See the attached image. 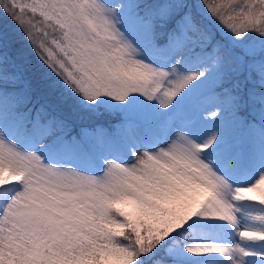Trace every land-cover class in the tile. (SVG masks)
Instances as JSON below:
<instances>
[{
  "label": "snow or ice",
  "instance_id": "snow-or-ice-1",
  "mask_svg": "<svg viewBox=\"0 0 264 264\" xmlns=\"http://www.w3.org/2000/svg\"><path fill=\"white\" fill-rule=\"evenodd\" d=\"M0 264H264V0H0Z\"/></svg>",
  "mask_w": 264,
  "mask_h": 264
}]
</instances>
